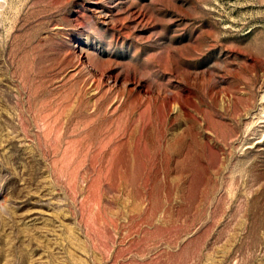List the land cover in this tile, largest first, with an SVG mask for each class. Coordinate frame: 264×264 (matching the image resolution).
Masks as SVG:
<instances>
[{"label": "rangeland", "instance_id": "obj_1", "mask_svg": "<svg viewBox=\"0 0 264 264\" xmlns=\"http://www.w3.org/2000/svg\"><path fill=\"white\" fill-rule=\"evenodd\" d=\"M0 264H264V0H0Z\"/></svg>", "mask_w": 264, "mask_h": 264}]
</instances>
